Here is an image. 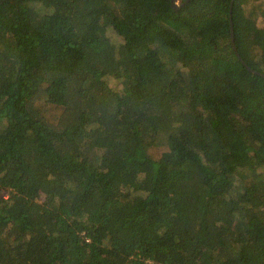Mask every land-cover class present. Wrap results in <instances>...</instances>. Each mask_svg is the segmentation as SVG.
Masks as SVG:
<instances>
[{
  "label": "trees",
  "instance_id": "16d2710c",
  "mask_svg": "<svg viewBox=\"0 0 264 264\" xmlns=\"http://www.w3.org/2000/svg\"><path fill=\"white\" fill-rule=\"evenodd\" d=\"M185 1L0 0V264H264L254 17Z\"/></svg>",
  "mask_w": 264,
  "mask_h": 264
},
{
  "label": "rangeland",
  "instance_id": "374dc122",
  "mask_svg": "<svg viewBox=\"0 0 264 264\" xmlns=\"http://www.w3.org/2000/svg\"><path fill=\"white\" fill-rule=\"evenodd\" d=\"M243 2V7L245 9V13L248 18H253L252 21L255 24L259 23L260 17H264V0H242ZM252 13V15H250ZM256 14V15H255ZM255 35V34H254ZM253 35V36H254ZM263 37H264V32H263ZM252 42L258 43V45H255L257 49L254 50L255 55H258V59H261V54L263 49V54H264V38H257V37H252L251 38ZM264 58V57H263ZM264 66V60L263 64ZM164 149L163 141L155 146V152L158 153L159 151H162Z\"/></svg>",
  "mask_w": 264,
  "mask_h": 264
},
{
  "label": "water",
  "instance_id": "95a60500",
  "mask_svg": "<svg viewBox=\"0 0 264 264\" xmlns=\"http://www.w3.org/2000/svg\"><path fill=\"white\" fill-rule=\"evenodd\" d=\"M172 2H173V6L176 8V7H179V3H177V2H175V0H172ZM185 2H188V0H186ZM233 2H234V0H232V3H231V10H230V12H231V32H232V42H233V47H234V49L236 50V52L238 53V51H237V47H236V44H235V37H234V27H233V21H232V8H233ZM250 70H252V71H254V72H257L258 74H260V75H263L264 76V74L263 73H260V72H258V71H255V70H253L252 68H250Z\"/></svg>",
  "mask_w": 264,
  "mask_h": 264
},
{
  "label": "crops",
  "instance_id": "0c3cea01",
  "mask_svg": "<svg viewBox=\"0 0 264 264\" xmlns=\"http://www.w3.org/2000/svg\"><path fill=\"white\" fill-rule=\"evenodd\" d=\"M263 32H264V17L260 18L258 24L254 25L251 33H257L258 34L257 38L261 39L263 38Z\"/></svg>",
  "mask_w": 264,
  "mask_h": 264
}]
</instances>
